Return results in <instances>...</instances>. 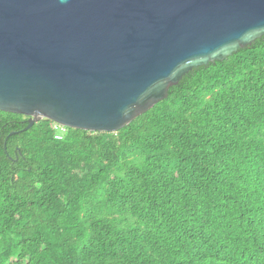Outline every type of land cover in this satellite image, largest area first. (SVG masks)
Returning <instances> with one entry per match:
<instances>
[{
  "label": "trees",
  "instance_id": "obj_1",
  "mask_svg": "<svg viewBox=\"0 0 264 264\" xmlns=\"http://www.w3.org/2000/svg\"><path fill=\"white\" fill-rule=\"evenodd\" d=\"M0 111V264H264V36L112 133Z\"/></svg>",
  "mask_w": 264,
  "mask_h": 264
},
{
  "label": "water",
  "instance_id": "obj_2",
  "mask_svg": "<svg viewBox=\"0 0 264 264\" xmlns=\"http://www.w3.org/2000/svg\"><path fill=\"white\" fill-rule=\"evenodd\" d=\"M264 36V0H0V111L112 133Z\"/></svg>",
  "mask_w": 264,
  "mask_h": 264
},
{
  "label": "built area",
  "instance_id": "obj_3",
  "mask_svg": "<svg viewBox=\"0 0 264 264\" xmlns=\"http://www.w3.org/2000/svg\"><path fill=\"white\" fill-rule=\"evenodd\" d=\"M55 128V136L54 138L55 139H60L63 135V132H64V127H61L59 125L56 124V126H54Z\"/></svg>",
  "mask_w": 264,
  "mask_h": 264
}]
</instances>
